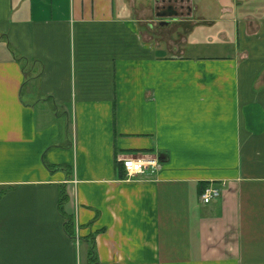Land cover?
<instances>
[{"label": "crops", "instance_id": "1", "mask_svg": "<svg viewBox=\"0 0 264 264\" xmlns=\"http://www.w3.org/2000/svg\"><path fill=\"white\" fill-rule=\"evenodd\" d=\"M203 2L233 54L190 50ZM91 238L100 264H264V0H0V264H89Z\"/></svg>", "mask_w": 264, "mask_h": 264}, {"label": "rangeland", "instance_id": "2", "mask_svg": "<svg viewBox=\"0 0 264 264\" xmlns=\"http://www.w3.org/2000/svg\"><path fill=\"white\" fill-rule=\"evenodd\" d=\"M204 5L202 8L205 10L206 16L214 18L213 20L216 22L212 27L208 26H199L195 30L197 33L198 39L196 41L197 45H193V41H190L189 48L191 51H195L196 53H200L201 55H209V54H215L218 55L221 52L224 55L233 54L232 49L234 48V45H227L225 47L223 44V41L220 38L221 32H227L228 29H225V25H227V20L230 19L228 15H222L220 12L219 7L214 5H209L208 2H203ZM186 15V11L183 12ZM204 14V15H205ZM200 19H203V17L197 15L195 20L200 21ZM204 19H210L205 17ZM199 24V22H196ZM159 26L158 24L156 25ZM172 28V27H171ZM170 29H167L166 32H169ZM230 31V30H229ZM231 41V40H230ZM228 44V43H227ZM189 51L188 53H192ZM224 51V52H223Z\"/></svg>", "mask_w": 264, "mask_h": 264}, {"label": "built area", "instance_id": "3", "mask_svg": "<svg viewBox=\"0 0 264 264\" xmlns=\"http://www.w3.org/2000/svg\"><path fill=\"white\" fill-rule=\"evenodd\" d=\"M123 166L126 170V176L128 179L143 176L145 174L154 176L162 169V165L158 162V160L153 158H128L123 160ZM221 197V189L214 185H210L202 192L201 201L204 205H209Z\"/></svg>", "mask_w": 264, "mask_h": 264}, {"label": "trees", "instance_id": "4", "mask_svg": "<svg viewBox=\"0 0 264 264\" xmlns=\"http://www.w3.org/2000/svg\"><path fill=\"white\" fill-rule=\"evenodd\" d=\"M58 169L66 170V168H58V167L54 168L55 171ZM66 200H67V195L64 192V190H62L59 208H60V212H61L63 218L65 219V222H64L65 232L70 238L76 239V223H75V220L72 216H69L68 214H66L64 209H63V205L65 204ZM89 241L91 243V247H90V251H89L88 262H89V264H100L99 260L96 256V248H95L94 238L89 239Z\"/></svg>", "mask_w": 264, "mask_h": 264}, {"label": "water", "instance_id": "5", "mask_svg": "<svg viewBox=\"0 0 264 264\" xmlns=\"http://www.w3.org/2000/svg\"><path fill=\"white\" fill-rule=\"evenodd\" d=\"M164 16L168 15V14H163ZM170 15V14H169Z\"/></svg>", "mask_w": 264, "mask_h": 264}, {"label": "flooded vegetation", "instance_id": "6", "mask_svg": "<svg viewBox=\"0 0 264 264\" xmlns=\"http://www.w3.org/2000/svg\"><path fill=\"white\" fill-rule=\"evenodd\" d=\"M168 12H170V11L168 10Z\"/></svg>", "mask_w": 264, "mask_h": 264}]
</instances>
